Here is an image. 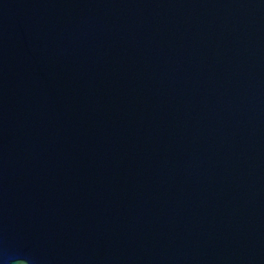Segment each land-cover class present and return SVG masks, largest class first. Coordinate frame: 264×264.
Masks as SVG:
<instances>
[{"label": "water", "instance_id": "95a60500", "mask_svg": "<svg viewBox=\"0 0 264 264\" xmlns=\"http://www.w3.org/2000/svg\"><path fill=\"white\" fill-rule=\"evenodd\" d=\"M0 264H264V0H0Z\"/></svg>", "mask_w": 264, "mask_h": 264}]
</instances>
